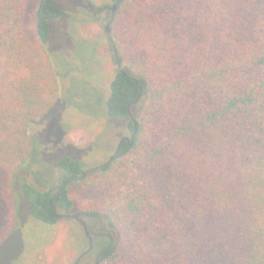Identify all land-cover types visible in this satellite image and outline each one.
Returning a JSON list of instances; mask_svg holds the SVG:
<instances>
[{
	"label": "trees",
	"instance_id": "obj_1",
	"mask_svg": "<svg viewBox=\"0 0 264 264\" xmlns=\"http://www.w3.org/2000/svg\"><path fill=\"white\" fill-rule=\"evenodd\" d=\"M105 11L123 70L102 106L131 140L93 168L51 163L57 189L32 179L42 155L30 131L60 100L49 43L69 14L55 0H0V174L20 214L85 222L81 264H264V0H110Z\"/></svg>",
	"mask_w": 264,
	"mask_h": 264
},
{
	"label": "rangeland",
	"instance_id": "obj_2",
	"mask_svg": "<svg viewBox=\"0 0 264 264\" xmlns=\"http://www.w3.org/2000/svg\"><path fill=\"white\" fill-rule=\"evenodd\" d=\"M55 2L69 14L52 23L53 41L48 44L60 60L61 96L51 113L30 131L39 140L42 155L31 176L42 184L54 183L50 164L59 158L69 155L93 168L114 155L119 140L131 136L120 121H110L104 113L118 68L106 32L110 12H98L110 0ZM27 29L36 39L31 16ZM54 184L57 188L58 183ZM15 198L9 178L0 174V228L7 214L14 210L19 214V226L0 248V264H75L88 249L82 224L65 215L56 227L45 225L25 211L20 214Z\"/></svg>",
	"mask_w": 264,
	"mask_h": 264
},
{
	"label": "water",
	"instance_id": "obj_3",
	"mask_svg": "<svg viewBox=\"0 0 264 264\" xmlns=\"http://www.w3.org/2000/svg\"><path fill=\"white\" fill-rule=\"evenodd\" d=\"M117 4H115L114 5V7H113V12H112V15H114V13H115V11H116V9H117ZM106 32H107V34H108V38H109V41L111 42V46H112V49H113V51H114V53H115V59H116V64H117V66H118V68L120 69V70H123V66H122V64L119 62V58H118V55H117V49H116V47H115V45H114V43L112 42V40H111V37H110V32H111V28H110V25H108L107 27H106ZM136 133V131L134 132V134ZM134 138V136H132V139ZM130 138L129 137H125V138H123L121 141H120V143H119V145H118V148H117V151L115 152V154L112 156V160H114L115 159V157H116V155H117V153L119 152V150H120V147L122 146V144L124 143V142H130ZM75 219L76 220H79L80 222H82V224H83V228H84V231H85V234H86V237L89 239V244H90V247L84 252V253H82L81 254V256L78 258V260H77V263H79L80 261H82V259H84L89 253H91V251H92V249H93V238H92V236L90 235V232H89V229H88V226H87V224L85 223V222H83V221H81L78 217H75Z\"/></svg>",
	"mask_w": 264,
	"mask_h": 264
},
{
	"label": "flooded vegetation",
	"instance_id": "obj_4",
	"mask_svg": "<svg viewBox=\"0 0 264 264\" xmlns=\"http://www.w3.org/2000/svg\"><path fill=\"white\" fill-rule=\"evenodd\" d=\"M125 138V137H124ZM131 138V137H130ZM80 222V221H79ZM81 224H82V222H80ZM82 226H83V224H82ZM89 229V228H88ZM85 259V258H84ZM82 261H83V259H82ZM82 261H80L79 263H77V261H76V263L75 264H81L82 263Z\"/></svg>",
	"mask_w": 264,
	"mask_h": 264
}]
</instances>
